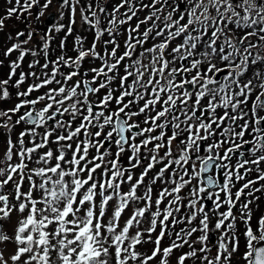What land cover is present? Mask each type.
Listing matches in <instances>:
<instances>
[{
    "label": "snow or ice",
    "instance_id": "obj_1",
    "mask_svg": "<svg viewBox=\"0 0 264 264\" xmlns=\"http://www.w3.org/2000/svg\"><path fill=\"white\" fill-rule=\"evenodd\" d=\"M6 4L0 264H264V0Z\"/></svg>",
    "mask_w": 264,
    "mask_h": 264
},
{
    "label": "trees",
    "instance_id": "obj_2",
    "mask_svg": "<svg viewBox=\"0 0 264 264\" xmlns=\"http://www.w3.org/2000/svg\"><path fill=\"white\" fill-rule=\"evenodd\" d=\"M75 35V34H74ZM67 43H68V49H69V55H74V53H72V51H71V48H72V43H73V37H69L68 38V41H67ZM91 43V42H90ZM88 44H87V42H86V46H87ZM85 67H88V65L87 64H85ZM241 250H243V249H241ZM234 264H235V262H234Z\"/></svg>",
    "mask_w": 264,
    "mask_h": 264
},
{
    "label": "rangeland",
    "instance_id": "obj_3",
    "mask_svg": "<svg viewBox=\"0 0 264 264\" xmlns=\"http://www.w3.org/2000/svg\"><path fill=\"white\" fill-rule=\"evenodd\" d=\"M53 9H55V7H53ZM48 17V16H47ZM79 17V16H78ZM46 20H47V18H46ZM13 220H15V218H13Z\"/></svg>",
    "mask_w": 264,
    "mask_h": 264
}]
</instances>
